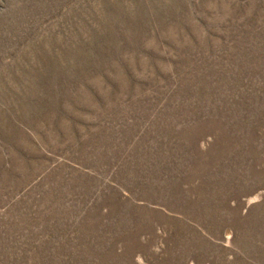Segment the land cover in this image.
Here are the masks:
<instances>
[{
	"label": "rangeland",
	"instance_id": "obj_1",
	"mask_svg": "<svg viewBox=\"0 0 264 264\" xmlns=\"http://www.w3.org/2000/svg\"><path fill=\"white\" fill-rule=\"evenodd\" d=\"M0 264H264V0H0Z\"/></svg>",
	"mask_w": 264,
	"mask_h": 264
}]
</instances>
